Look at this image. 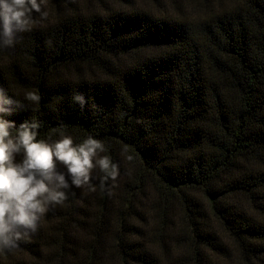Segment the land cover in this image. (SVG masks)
<instances>
[{
  "label": "trees",
  "instance_id": "16d2710c",
  "mask_svg": "<svg viewBox=\"0 0 264 264\" xmlns=\"http://www.w3.org/2000/svg\"><path fill=\"white\" fill-rule=\"evenodd\" d=\"M42 11L0 50V87L23 103L4 118H34L49 143L92 136L119 175L101 189L94 169L95 191L73 187L43 216L54 229L42 217L0 264H264V0Z\"/></svg>",
  "mask_w": 264,
  "mask_h": 264
},
{
  "label": "clouds",
  "instance_id": "9594fccd",
  "mask_svg": "<svg viewBox=\"0 0 264 264\" xmlns=\"http://www.w3.org/2000/svg\"><path fill=\"white\" fill-rule=\"evenodd\" d=\"M43 2L0 0V50L14 47L20 34L31 30L34 13L41 20L47 18L48 13L42 11ZM16 97L0 87V252L18 249L22 241L35 234L46 212L62 204L70 193L75 195L73 187L88 185L95 191L90 183L94 169L104 174L101 189L109 178L115 181L119 175V166L110 157L97 158L98 152H104L105 148L92 136L80 144H74L68 135L49 143L37 139L40 124L34 118L19 127L5 119L14 108L23 107ZM40 99L32 91L23 97L30 105L38 104ZM73 101L81 108L87 103L79 92L74 93ZM20 153L23 159L17 163L15 157ZM57 162L66 167L67 174L57 171Z\"/></svg>",
  "mask_w": 264,
  "mask_h": 264
},
{
  "label": "rangeland",
  "instance_id": "374dc122",
  "mask_svg": "<svg viewBox=\"0 0 264 264\" xmlns=\"http://www.w3.org/2000/svg\"><path fill=\"white\" fill-rule=\"evenodd\" d=\"M43 219L45 220V224H49V228L52 230V229H54V226H55V223H52V221L50 220V221H48L45 217H43ZM46 225V226H47Z\"/></svg>",
  "mask_w": 264,
  "mask_h": 264
}]
</instances>
